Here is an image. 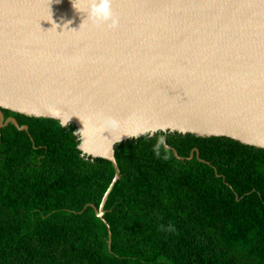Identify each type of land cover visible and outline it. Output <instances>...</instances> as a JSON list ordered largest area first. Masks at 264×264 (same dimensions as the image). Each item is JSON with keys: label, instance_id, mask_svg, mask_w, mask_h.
<instances>
[{"label": "trees", "instance_id": "trees-1", "mask_svg": "<svg viewBox=\"0 0 264 264\" xmlns=\"http://www.w3.org/2000/svg\"><path fill=\"white\" fill-rule=\"evenodd\" d=\"M0 264H264V148L157 131L78 148L76 125L1 107ZM173 148L176 157L171 149Z\"/></svg>", "mask_w": 264, "mask_h": 264}, {"label": "water", "instance_id": "water-1", "mask_svg": "<svg viewBox=\"0 0 264 264\" xmlns=\"http://www.w3.org/2000/svg\"><path fill=\"white\" fill-rule=\"evenodd\" d=\"M40 1L32 9L0 0V106L74 123L82 153L112 162L99 217L119 177L117 142L177 131L264 148V0L245 9L256 16L250 27L227 15L220 28L219 14L228 13L221 2L185 0L183 12L192 11L183 17L199 26L169 27L165 20V28L152 29L145 24L166 16L163 0H113L115 27L86 13L69 15L72 0ZM143 8L150 14L144 20ZM249 38L263 42L244 43ZM8 122L18 127L0 110V127ZM163 144L178 157L165 138Z\"/></svg>", "mask_w": 264, "mask_h": 264}, {"label": "bare ground", "instance_id": "bare-ground-1", "mask_svg": "<svg viewBox=\"0 0 264 264\" xmlns=\"http://www.w3.org/2000/svg\"><path fill=\"white\" fill-rule=\"evenodd\" d=\"M73 4H69V7L65 9V11H70L69 15H77L78 11L73 7H77L80 9H84L85 5L82 4V2H87V0H72ZM140 1V0H136ZM180 1V2H179ZM163 0L161 3L160 7L164 8V10H161V12H165L166 16L165 17H158L156 20L153 21H148L147 24H145V28H150L152 29L153 27H158V28H165L164 24L162 23L165 20H169V27H184V26H199V25H194L197 22V19H192L190 21H187L183 16H188L190 15L192 9L191 7H188L184 12V6H185V0ZM262 0H215V2H221L223 4V7L225 10L228 11L225 14H219V17H222L221 22H220V28H225L226 26V16L229 15L230 19L235 18L238 20V24L242 27H244L247 24V27L249 24L254 20V17L249 13H247V7L249 3L251 6L253 5L258 6L257 2H261ZM22 2L27 8H32L34 9L36 6L39 5L38 0H18V3ZM41 4L46 5L48 3V0H41ZM88 4V3H87ZM181 8V13L178 11ZM141 9V6L138 7ZM202 9V6L200 5V10ZM203 9L207 13L212 12L211 6L209 8L203 7ZM246 9V10H245ZM146 8L142 9V19H147L149 17V13L146 12ZM177 10V12L174 14V11ZM160 12V13H161ZM140 14V15H141ZM182 18H179V17ZM141 17V16H140ZM129 20V19H127ZM137 19L134 17L131 25H135L137 23ZM205 23H203L200 20V26H205ZM250 27V26H249ZM263 42L261 39L258 38H249L244 41V43L251 44V43H259Z\"/></svg>", "mask_w": 264, "mask_h": 264}, {"label": "clouds", "instance_id": "clouds-1", "mask_svg": "<svg viewBox=\"0 0 264 264\" xmlns=\"http://www.w3.org/2000/svg\"><path fill=\"white\" fill-rule=\"evenodd\" d=\"M88 8L83 10L73 6L78 12L86 13L87 17L92 18L98 23L108 24L115 27L118 23L112 11L113 0H87Z\"/></svg>", "mask_w": 264, "mask_h": 264}]
</instances>
